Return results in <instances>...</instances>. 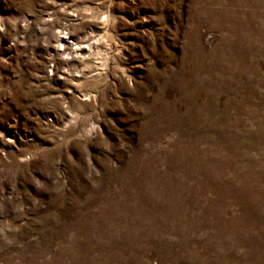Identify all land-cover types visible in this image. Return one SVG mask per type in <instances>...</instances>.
I'll return each instance as SVG.
<instances>
[{
	"label": "rangeland",
	"instance_id": "obj_1",
	"mask_svg": "<svg viewBox=\"0 0 264 264\" xmlns=\"http://www.w3.org/2000/svg\"><path fill=\"white\" fill-rule=\"evenodd\" d=\"M0 264H264V0H0Z\"/></svg>",
	"mask_w": 264,
	"mask_h": 264
}]
</instances>
